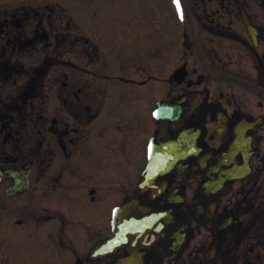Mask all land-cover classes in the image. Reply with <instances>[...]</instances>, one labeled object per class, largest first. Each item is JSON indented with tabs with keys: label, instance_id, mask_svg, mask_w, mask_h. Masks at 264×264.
Wrapping results in <instances>:
<instances>
[{
	"label": "flooded vegetation",
	"instance_id": "1",
	"mask_svg": "<svg viewBox=\"0 0 264 264\" xmlns=\"http://www.w3.org/2000/svg\"><path fill=\"white\" fill-rule=\"evenodd\" d=\"M127 5L0 0V264H264V0Z\"/></svg>",
	"mask_w": 264,
	"mask_h": 264
},
{
	"label": "rangeland",
	"instance_id": "2",
	"mask_svg": "<svg viewBox=\"0 0 264 264\" xmlns=\"http://www.w3.org/2000/svg\"><path fill=\"white\" fill-rule=\"evenodd\" d=\"M110 1H114L115 4H117L119 7H123L125 8V12H127V8H128V5H132L134 6L135 4L141 8L144 7L145 3L147 0H110ZM141 13H143V9H141L140 11ZM132 77V75H131Z\"/></svg>",
	"mask_w": 264,
	"mask_h": 264
}]
</instances>
